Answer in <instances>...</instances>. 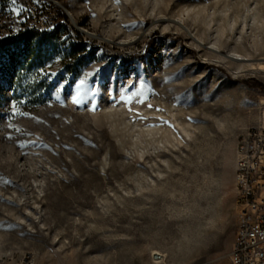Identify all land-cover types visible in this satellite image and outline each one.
I'll return each instance as SVG.
<instances>
[{"label": "rangeland", "instance_id": "obj_1", "mask_svg": "<svg viewBox=\"0 0 264 264\" xmlns=\"http://www.w3.org/2000/svg\"><path fill=\"white\" fill-rule=\"evenodd\" d=\"M53 20L97 50L67 72L60 29L46 66L2 52L3 263L230 264L236 148L264 123V0H0V39ZM33 91L50 97L18 99Z\"/></svg>", "mask_w": 264, "mask_h": 264}, {"label": "built area", "instance_id": "obj_2", "mask_svg": "<svg viewBox=\"0 0 264 264\" xmlns=\"http://www.w3.org/2000/svg\"><path fill=\"white\" fill-rule=\"evenodd\" d=\"M235 187L238 223L230 264H264V123L250 126L238 140ZM15 264L36 263L24 256Z\"/></svg>", "mask_w": 264, "mask_h": 264}, {"label": "trees", "instance_id": "obj_3", "mask_svg": "<svg viewBox=\"0 0 264 264\" xmlns=\"http://www.w3.org/2000/svg\"><path fill=\"white\" fill-rule=\"evenodd\" d=\"M39 6L40 10L44 12V8L41 7V4H39ZM62 17H65V15H63ZM53 21L55 22V31L41 32L35 26L24 24L26 25V27L18 34L0 39V61L2 52L8 50L12 55L13 69L15 70H18L19 68L32 69V67L35 66L36 69L46 66L51 58V55L55 54L53 52L56 47L54 44V40H56V38L54 37V33H56L57 30L60 29L61 33L66 35V38L62 42V44L64 45V50L59 54L65 61H67L66 59L68 58H72L75 60L74 63H72L71 60L70 62H66L65 68L67 72L71 70V65L82 64L83 61L87 58L88 54L90 56H93L96 53L97 47L92 45L90 50H88V45L83 42L81 38L72 39V35L69 33V31L63 28L64 25L62 23L55 20ZM43 40H46L48 42L47 48H42L41 43L43 42ZM20 54L22 55L21 58H19ZM127 57L135 59L139 56L129 55ZM32 75L33 78L37 79L39 74L34 70ZM42 82L43 81H40L37 85H42ZM48 97H50L48 93L39 91H33L18 95V99L20 101H24L26 105H36L38 103L44 102Z\"/></svg>", "mask_w": 264, "mask_h": 264}, {"label": "bare ground", "instance_id": "obj_4", "mask_svg": "<svg viewBox=\"0 0 264 264\" xmlns=\"http://www.w3.org/2000/svg\"><path fill=\"white\" fill-rule=\"evenodd\" d=\"M235 59H237V60H245L244 58H241V57H235ZM155 257H156V259L159 261V260H161V258H162V255H161V253H159V252H155Z\"/></svg>", "mask_w": 264, "mask_h": 264}, {"label": "snow or ice", "instance_id": "obj_5", "mask_svg": "<svg viewBox=\"0 0 264 264\" xmlns=\"http://www.w3.org/2000/svg\"><path fill=\"white\" fill-rule=\"evenodd\" d=\"M17 11H19V10H17ZM81 83H83V82H81Z\"/></svg>", "mask_w": 264, "mask_h": 264}]
</instances>
